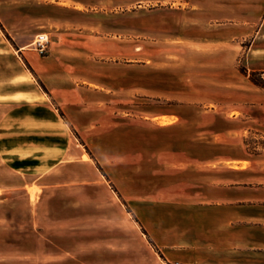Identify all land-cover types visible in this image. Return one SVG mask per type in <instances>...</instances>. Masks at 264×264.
Returning a JSON list of instances; mask_svg holds the SVG:
<instances>
[{
	"label": "crops",
	"instance_id": "crops-1",
	"mask_svg": "<svg viewBox=\"0 0 264 264\" xmlns=\"http://www.w3.org/2000/svg\"><path fill=\"white\" fill-rule=\"evenodd\" d=\"M15 1L9 19L20 30L6 28L24 68L14 89L0 91L2 168L45 177L84 160L99 139H111L113 148L125 143L126 151L100 162L126 163V180L142 181L141 189L118 194L151 206L139 211V223L165 264H264V146L251 148L247 139L264 138V90L228 70L229 40L220 39L222 58L198 67L204 71L183 55L173 86L150 81L153 70L167 66L146 68L144 84H137L134 65L121 68L119 52L100 35L118 0ZM41 33L50 37L46 53L33 47ZM124 69L132 75L121 83ZM184 74L196 87H185ZM136 95L157 102L140 108L142 114L120 103Z\"/></svg>",
	"mask_w": 264,
	"mask_h": 264
},
{
	"label": "rangeland",
	"instance_id": "rangeland-1",
	"mask_svg": "<svg viewBox=\"0 0 264 264\" xmlns=\"http://www.w3.org/2000/svg\"><path fill=\"white\" fill-rule=\"evenodd\" d=\"M118 1L111 16L101 21L100 35L104 44L119 52L121 68L134 65L137 84H144L146 68L167 66L162 73L153 70L150 81L175 85V65L183 55L195 62L196 72L204 71L198 67L222 58L220 39L229 40L232 67L228 70L233 77L236 71L250 81L251 77L264 79V0ZM16 12L15 0H0V91L14 89L16 75L24 68L15 50L17 42L6 28L11 23L13 31L20 30L9 19ZM210 46L215 50L209 52ZM126 69L121 70V83L132 75ZM189 77L183 75L185 87H196ZM156 100L136 95L120 103L134 104L142 114L139 109ZM3 110L0 105V115ZM247 139L251 148L264 146V138L258 135ZM111 144V139H99V148L87 147L84 160L62 164L45 177L18 176L0 165V186L8 187L0 190V264H165L139 223V211L151 206L118 194L141 189L142 181L126 180V163L113 167L105 163L104 168L100 162L113 151L127 150L125 143L115 148ZM136 150L143 153L141 147Z\"/></svg>",
	"mask_w": 264,
	"mask_h": 264
},
{
	"label": "built area",
	"instance_id": "built-area-1",
	"mask_svg": "<svg viewBox=\"0 0 264 264\" xmlns=\"http://www.w3.org/2000/svg\"><path fill=\"white\" fill-rule=\"evenodd\" d=\"M50 44V37L46 33L38 34L33 42V47L40 53H46Z\"/></svg>",
	"mask_w": 264,
	"mask_h": 264
},
{
	"label": "trees",
	"instance_id": "trees-1",
	"mask_svg": "<svg viewBox=\"0 0 264 264\" xmlns=\"http://www.w3.org/2000/svg\"><path fill=\"white\" fill-rule=\"evenodd\" d=\"M1 27H2V25H1ZM2 28H3V27H2ZM3 29H4V28H3ZM251 81H252L253 83L259 85V86L264 87V79H263V78H261V80H257V79H254V77H253V78L251 77ZM43 88L45 89L44 86H43Z\"/></svg>",
	"mask_w": 264,
	"mask_h": 264
}]
</instances>
